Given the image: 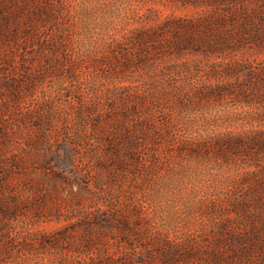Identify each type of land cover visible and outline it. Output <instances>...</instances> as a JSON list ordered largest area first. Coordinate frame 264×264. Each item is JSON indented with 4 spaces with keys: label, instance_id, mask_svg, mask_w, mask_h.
Returning a JSON list of instances; mask_svg holds the SVG:
<instances>
[{
    "label": "rangeland",
    "instance_id": "rangeland-1",
    "mask_svg": "<svg viewBox=\"0 0 264 264\" xmlns=\"http://www.w3.org/2000/svg\"><path fill=\"white\" fill-rule=\"evenodd\" d=\"M103 253L264 264V0H0V264Z\"/></svg>",
    "mask_w": 264,
    "mask_h": 264
},
{
    "label": "trees",
    "instance_id": "trees-1",
    "mask_svg": "<svg viewBox=\"0 0 264 264\" xmlns=\"http://www.w3.org/2000/svg\"><path fill=\"white\" fill-rule=\"evenodd\" d=\"M207 2L209 3H215V0H207ZM216 21H218V23H222V19L220 17H216L215 18ZM171 28V26L168 24L167 26H165V29H169ZM178 28L180 31L185 32V34H176L173 45L176 48H180L181 46L185 45V44H189V45H193L196 43H200L203 44L204 42L207 43V40L204 41L205 39H210L211 38V29H209V27H207L206 24H204L203 22H197V23H188L186 25H183L182 27H175ZM198 32V33H197ZM146 37H148L149 39H152L155 35V33L153 32H149L148 34H144ZM203 42V43H202ZM133 132H126L123 131L122 132V140L116 142L115 147L116 148H120L122 146H126V144H131L133 145ZM140 133V132H137ZM112 219V218H111ZM110 216H105L104 219L101 220V223L103 225H98V228L100 229V231H107V230H111L112 228H114V219L111 220ZM127 222L122 221L121 222V227H127ZM84 230L87 229H91L89 227H85L83 226ZM86 228V229H85ZM144 258L143 254L138 255V260H133V261H128L126 258H122V257H114L111 254L108 253H103L101 255V258L99 261L92 263V264H138L137 262H141ZM74 264V263H72ZM75 264H91L89 262H78Z\"/></svg>",
    "mask_w": 264,
    "mask_h": 264
}]
</instances>
